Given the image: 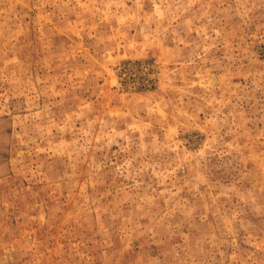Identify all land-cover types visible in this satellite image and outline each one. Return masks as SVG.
Wrapping results in <instances>:
<instances>
[{
    "label": "rangeland",
    "instance_id": "obj_1",
    "mask_svg": "<svg viewBox=\"0 0 264 264\" xmlns=\"http://www.w3.org/2000/svg\"><path fill=\"white\" fill-rule=\"evenodd\" d=\"M0 264H264V0H0Z\"/></svg>",
    "mask_w": 264,
    "mask_h": 264
}]
</instances>
